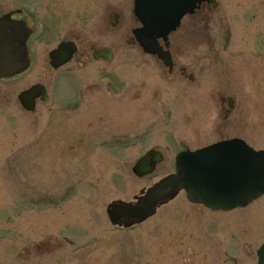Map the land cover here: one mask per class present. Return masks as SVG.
Wrapping results in <instances>:
<instances>
[{
  "label": "rangeland",
  "instance_id": "374dc122",
  "mask_svg": "<svg viewBox=\"0 0 264 264\" xmlns=\"http://www.w3.org/2000/svg\"><path fill=\"white\" fill-rule=\"evenodd\" d=\"M65 1L51 0L49 5L70 9L68 23L78 29L82 26L83 48L96 44L115 50L113 63L104 69L93 60L84 68L73 60L56 74V78L63 76L64 83L69 81L65 98L70 105L82 102L77 101L82 77L83 85H88L107 76L101 71L118 72L122 80L132 76L134 82L152 73L125 42L133 0ZM216 1L210 14L199 12L198 34L192 37L196 42L192 44L189 37L182 49L183 62L191 60V55L197 58V66L190 70L197 79L194 84L161 81L156 97L144 90L145 101L151 105L135 117V121L143 118L136 134L145 128L148 132L135 136L133 157L129 153L106 159L99 149L82 150V156L75 149L58 157L52 142L62 135H77L78 123L75 128L73 122H36L16 106L0 110V264H183L191 236H213L223 222L252 215L264 224V195L243 209L205 211L189 205L180 193L156 215L125 230L112 226L106 216L108 203L130 200L141 188L173 171L174 155L182 149L180 141L193 149L238 136L264 149V0ZM81 4L82 15L74 10ZM115 11L121 17L118 29L110 24ZM127 55L135 57L134 70ZM216 88L233 92L234 109L227 119L218 95L212 93ZM143 98L144 94L139 102ZM79 110L70 112V118L77 119ZM153 147L163 151V162L151 175L137 178L132 164ZM110 166L129 169L117 174ZM47 237L52 240L51 252L44 254L42 249L37 257L32 252L25 256V246Z\"/></svg>",
  "mask_w": 264,
  "mask_h": 264
},
{
  "label": "flooded vegetation",
  "instance_id": "af4514ba",
  "mask_svg": "<svg viewBox=\"0 0 264 264\" xmlns=\"http://www.w3.org/2000/svg\"><path fill=\"white\" fill-rule=\"evenodd\" d=\"M50 1L0 0V30L11 42L14 61L25 65L16 74L0 78V110L6 112L16 106L25 117L33 118L36 122H73L74 127L78 123L79 127H75L79 131L77 135L72 137L62 135L52 142V152L58 157L76 152L75 149L80 150L81 156L82 150L86 153L99 149L106 159L117 158L119 154L131 155L135 136L140 138L148 132L145 128L140 134H136V127L140 126L143 118L135 121V117L140 114L142 116L146 110L149 111L151 105L145 101L144 90L146 94L151 93L150 96L156 97L162 90L161 81L167 80L175 85L185 82L190 86L197 80L190 71L197 66V58L191 55V60L183 62L182 49L187 46L189 37L192 44L196 42L192 37L198 34L200 13L210 14L214 9L213 2L203 0L196 11L182 19L180 25L168 35L167 39H158L157 49L165 54L168 63L158 55L146 53L138 44L132 30L139 23L132 16V25L126 29L125 42L138 53L142 63L152 73L146 72L145 79L134 82L132 76L131 79L122 80L120 78L122 74L118 72L101 71L107 73V76L99 82L88 85H83L85 77H82V92L79 93L77 100L82 102L70 105L69 99L65 98V95H68L65 84L68 85L69 81L64 83L63 76L56 78V74L63 72L73 60L82 62V68L93 60L102 64L100 67L104 69L113 63L115 50L111 45L96 44L83 48L80 31L82 26L80 29L70 26L72 16L70 9L66 6H50ZM67 2L68 0L65 1ZM77 2L82 3V0ZM123 4L129 5L127 1ZM74 10H78V14L82 15V4ZM110 16L112 17V14ZM120 19V13L115 11L113 20L110 21L114 29H118ZM62 42H73L76 51L66 64L56 67L55 60L50 54ZM103 47L112 49L111 60L102 55L94 56L93 52ZM127 56L128 63L134 70L135 57ZM132 70L129 71L131 74H133ZM36 85L38 89L34 94L37 95L33 98L35 109L33 112L26 111L18 102V95ZM227 90L216 88L212 91L213 94L218 95L225 119L234 109L235 103L234 98L230 97L233 94L230 92L232 90ZM142 94L144 98L139 102ZM162 108L161 105L160 110ZM77 109H80L79 117L71 119L70 112ZM155 149L161 150L157 147ZM161 163L157 164L156 169ZM110 168L113 169L112 173L114 169L117 173H126L129 169L123 166H110ZM191 206H195L197 210L206 209L198 204ZM246 218L223 222L221 226H217L213 236L204 234L188 238L190 245L183 253L185 256L183 264H259V251L264 245V238L261 237L263 232L260 229L264 230V224L256 215ZM223 231H227L226 236L219 235ZM164 244L165 236L162 240V245ZM52 248V240L47 237L34 246H25L27 251L25 256L32 252L37 257L40 250L45 249L43 253L47 254ZM21 259L23 260L24 257Z\"/></svg>",
  "mask_w": 264,
  "mask_h": 264
},
{
  "label": "water",
  "instance_id": "95a60500",
  "mask_svg": "<svg viewBox=\"0 0 264 264\" xmlns=\"http://www.w3.org/2000/svg\"><path fill=\"white\" fill-rule=\"evenodd\" d=\"M201 0H137L136 15L142 26L134 30L145 51L157 53L158 38H166L185 13L192 12ZM11 42L0 30V77L9 76L22 69L14 61ZM74 51L69 43H62L51 55L56 65L68 61ZM96 55L111 57L110 50H100ZM36 89L19 95L27 109H33ZM159 153L147 152L133 166V172L142 177L154 170L160 161ZM180 189L193 202H202L212 209H231L244 206L264 193V151H255L243 141L232 139L218 142L196 151H184L176 158V173L171 174L146 191L141 190L135 202L115 201L108 205L107 214L112 224L126 227L139 223L155 213L156 207L173 198ZM264 255V248L261 252ZM262 254L260 256H262Z\"/></svg>",
  "mask_w": 264,
  "mask_h": 264
}]
</instances>
